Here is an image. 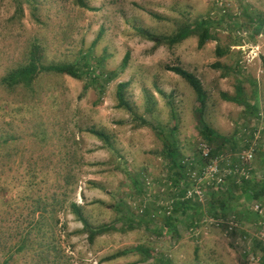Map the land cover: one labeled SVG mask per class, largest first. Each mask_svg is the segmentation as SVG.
Listing matches in <instances>:
<instances>
[{
  "label": "rangeland",
  "instance_id": "374dc122",
  "mask_svg": "<svg viewBox=\"0 0 264 264\" xmlns=\"http://www.w3.org/2000/svg\"><path fill=\"white\" fill-rule=\"evenodd\" d=\"M85 2L0 0V264H261L264 218L254 206L264 197L235 189L225 216L208 202L234 180L264 182V30L253 32L264 0ZM202 18L217 40L201 48L193 33L172 47L146 36H172ZM33 53L40 65L77 64L91 75L40 71L30 86L10 87L7 74ZM168 66L199 79L203 103ZM119 83L133 112L118 105ZM201 121L218 135L212 143ZM204 167L223 181L203 180L200 196L185 198L195 186L189 169L201 176ZM176 201L193 209L174 213ZM72 204L93 227L114 229L89 242Z\"/></svg>",
  "mask_w": 264,
  "mask_h": 264
},
{
  "label": "trees",
  "instance_id": "16d2710c",
  "mask_svg": "<svg viewBox=\"0 0 264 264\" xmlns=\"http://www.w3.org/2000/svg\"><path fill=\"white\" fill-rule=\"evenodd\" d=\"M76 3L83 8H87V4L85 0H76ZM20 10V8L18 7ZM264 30V15H259L257 17V23H255V26L253 28L254 35L260 34ZM196 35L198 37V47L201 48L205 45V43L209 40L216 41L217 37L212 32V21L202 18L198 22L194 24L192 27H184L181 30H179L177 33H175L172 36H157L153 34H147V38L154 42L155 45H162L165 44L169 47H172L173 45H176L180 42H182L184 39H186L190 35ZM226 53L225 49L217 44L215 49V54L217 57H222ZM128 53L125 55L123 60V65H125L128 61ZM217 64L214 65L216 67ZM218 66V65H217ZM167 71L173 72L174 74L180 76L182 79H184L188 85H190L193 90L196 92L198 98L200 99L201 103H203V100L205 99V92L202 89V86L200 84L199 79L194 76L192 73L186 71L185 69L179 67V66H168L166 68ZM40 71L42 72H51L58 75H67L76 79H81L83 77V74H89L88 67L86 66V72L80 70L77 64H70V63H64V64H51V65H40L39 57L36 54L30 55V62L22 67L16 68L13 71H10L6 78L5 82L9 84V86L16 85V83H22L25 85L30 86L37 75V73ZM91 75V74H89ZM96 76V75H95ZM93 76V77H95ZM102 76V75H101ZM112 78L110 75L107 77L106 82L110 81ZM127 86V83H119L116 90V96L118 100L119 107L126 108L128 111L133 112L132 107L129 105V103L125 99L124 89ZM231 100H235L234 98H230ZM92 134L95 136L101 138V139H107L103 133L98 132L96 130H90ZM199 133L201 134L202 138L210 143L216 139V136L218 135L213 132V129L204 121H201V127H199ZM167 151L165 154L167 155L168 162L171 163V166H180V157H179V151L176 147H171L170 144L167 145ZM35 172L32 170L31 174ZM179 177H181V173H178ZM32 177V176H30ZM32 179V178H31ZM242 181L237 185L236 181H232L229 185V187L226 189L227 192L223 191H216L211 193L210 200L208 202V211L209 213L215 215V216H225L229 211H231L234 206L229 204V198L233 197V193L235 189H241L242 193H249L248 195H251L254 199H260L264 197V182H256L246 179H241ZM35 184V179L31 180L29 183V187H32V185ZM229 197V198H228ZM191 201V200H190ZM190 201H176L174 205L173 212L178 213L180 211L182 214H185L187 210L193 209V204ZM198 205V204H197ZM73 213L77 216V218L82 223L83 232L87 234V239L89 242H93V240L97 236H102L106 233L111 232L114 228L109 225H101L98 227H93L90 225L83 217L79 210V207L75 204L71 205ZM237 209V206H235ZM167 226L171 227V219L167 221ZM40 223V220H37L35 223V226L38 227ZM28 236V233L27 235ZM25 238V237H24ZM26 242L25 239L22 240L20 244L17 246V250L21 251L24 247L23 242ZM264 250V247H263ZM143 253H145L146 257L143 259L149 257L148 253L149 250H144ZM4 264H8V260L4 262ZM261 264H264V258L261 261Z\"/></svg>",
  "mask_w": 264,
  "mask_h": 264
},
{
  "label": "built area",
  "instance_id": "2783aa9c",
  "mask_svg": "<svg viewBox=\"0 0 264 264\" xmlns=\"http://www.w3.org/2000/svg\"><path fill=\"white\" fill-rule=\"evenodd\" d=\"M201 150H202V154L203 155H207L208 150L206 149L205 145H201ZM252 149H249L243 153H241L239 156H241L240 160L242 163L251 161L253 153H252ZM183 164H188L189 166L191 165V163H188V159L183 161ZM194 169L191 168L189 169L190 171V178L193 179V181L195 182V186L192 187V191L191 190H187L185 198H190L191 196L195 197V194L199 197L200 196V191L198 189V184L203 181H209L207 182V184H210V181L212 180L214 182V184H220L223 181V177L222 176H215L216 174V170H213L211 167H207L201 171V176L199 173H197V171H193ZM245 174V173H244ZM243 174V175H244ZM254 212L257 213L261 218H264V207L261 206L260 204H256L254 206ZM262 223L261 221H259V224ZM264 229V228H263Z\"/></svg>",
  "mask_w": 264,
  "mask_h": 264
}]
</instances>
